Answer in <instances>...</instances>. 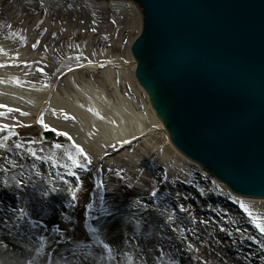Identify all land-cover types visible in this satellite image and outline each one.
Here are the masks:
<instances>
[{
  "label": "rangeland",
  "instance_id": "obj_1",
  "mask_svg": "<svg viewBox=\"0 0 264 264\" xmlns=\"http://www.w3.org/2000/svg\"><path fill=\"white\" fill-rule=\"evenodd\" d=\"M13 2L14 0H9V2L5 4L4 9H7L5 14H3L0 9V39L12 38L13 42L20 44L22 42L21 38L25 40V37H23L24 33L28 34L31 26L38 23V28H43L44 19L49 27L59 28L61 26L60 23H56L49 19V16H52L53 12L48 11L52 9V7L50 8V6L46 4L47 0H25V2L22 3L24 6L21 5L19 11L15 9L9 10V6ZM62 2L63 5H68L67 9L61 11V9L56 8L55 10L60 16H64L63 19L68 17L70 21H72V15L78 16L77 23H69L67 30L64 31V34L70 37L68 45L62 46L64 34L50 38L48 33H40L38 30L34 32L37 38H35L36 42L32 44L31 49H35L34 56L39 62L33 63L31 69H39L35 74L41 78L40 82L43 86L49 87L57 82L60 75L59 73L64 70L91 63L93 61L92 54L93 56L99 55L106 59L112 58L113 61L116 62L120 61L125 67L129 65L125 68L128 70L126 72H132L130 70L133 68V59L129 51L130 45L137 36V33L130 32V30L126 32L124 30V34L120 32L116 34L113 30L112 34L108 30L112 27L124 29L127 21L130 20V16H123L116 10L107 6L89 3L91 6L88 7L89 10L92 11L96 9L99 11L101 10L100 12L102 13L106 12L104 14H99V17L108 16L107 18L109 19L108 22H103L94 26L88 22L89 18H86L87 14L85 13L84 16L82 14L83 11L87 12L88 10L86 9L85 11L81 9L85 8V3L75 0H62ZM27 4L33 6L30 8L31 10L37 7L38 12L33 13L31 10L29 11V8H25ZM19 14H23V18H29L33 21L31 24L24 20L18 21ZM25 24H28V26L26 27ZM74 26L83 29L88 36L86 37L85 35L80 40H74V35L76 34ZM33 45H35V47H33ZM74 47H76L78 51H81L83 56L79 59L65 62L66 57L74 55ZM87 50L90 51L88 52ZM55 67L57 70L54 71ZM109 69L113 71L118 70V68L115 67H108L106 70ZM69 81L71 82L72 80ZM128 98L143 111L148 109L149 100L145 95L140 96L135 94L134 97L129 96ZM147 116L150 117L149 114ZM149 125V129L152 130L154 125L151 126V123H149ZM42 131L40 127L35 130H19L18 128L17 132L19 136L15 139L22 141L27 148L35 150L37 154L44 157L46 161L57 159L59 163H70L67 161L66 156H61L63 149H56L55 144L60 143L63 145V148L71 149V142L61 136L51 141H44L42 139V133L45 131ZM148 136L146 142L152 141L150 145L158 147L161 151V156L157 155L149 162L145 159L146 157H150L149 151H145V148L144 150L139 149L135 153L128 155L129 159L133 160V165L129 164L127 161H117L108 167H105V164L99 162L97 158H95L92 160L90 171L85 172L75 169L83 182L82 188L79 183L75 182L73 177H67V169H54L50 162H35L36 168L32 170L34 180L39 181V178L34 174L37 170L46 177L49 173L59 172L64 179L68 180L69 184L63 185L60 183L59 177H55L58 186L67 188L74 185L75 188L79 189L77 193L78 199L76 201H71L70 195L65 192L63 197H50L43 205L38 198L33 200L31 204H26L24 201H19L14 198L8 191H0V207L4 208L5 211L6 209L9 210L7 213L5 211L0 213V217L7 219L8 214H11V209L20 204H25L26 211L31 212L30 216H22L20 220L21 223H26L29 226L27 233H25L23 229H21L19 233L17 230L13 229L9 232L4 228L3 224H0V229L3 227L5 231L4 237L0 235L3 237H0V264H23L27 262L28 259L34 258L35 261H33V264H50V262H52V264H59L61 252L62 256H67L71 259L72 253L74 252L76 254V260H78L80 264L82 260L84 264H101V261L103 264H119L117 258H115L113 246L106 240L107 238L104 239L105 236L103 233L105 229L95 234H93L92 229L94 227L99 228L101 224H104L105 220L109 218L108 212L112 209L124 208L126 201L129 200L131 196L133 199L136 197L137 200H141V205L145 203V205L147 204L150 206V209L151 206L154 207L150 212H145L152 216V219H157L159 221L165 219L169 213H172V219L175 221H170L171 227L165 225L164 222H158L156 224L144 223L139 226L140 231L143 232L146 230L152 234L150 237L144 234L145 244H149L150 246L148 245V247L152 249L147 257L148 264H156L154 258L157 255H162L163 257L158 264H174L175 261H178L179 264H205V262L206 264H221L225 260V254H228V249L232 248L233 245H231L232 242L230 240H222L223 238L219 231L220 228H224L226 232L231 233V240L235 243L239 241L242 245L245 244L246 248H256L264 253V248H262L259 243V241H264V237L261 238V236L258 237L253 235V231L255 234L257 233V230L254 228L249 230L247 235L241 231H239L240 233L232 231L231 226L223 225L225 224V220H227L226 214H223V216H226V218H223L224 220L221 218L219 219L221 224L214 225L213 223H208L204 225V230L209 231V233L215 235V237L219 239L222 238L221 241H224L222 255L215 251L213 240L210 235L205 239L201 238L197 240L192 236L191 231H189L190 228L183 231V225L185 224L180 225L178 220H184L186 222L188 220L186 218L189 217L191 209L195 213L199 212V216L204 215L202 218H205V214L203 213V207H205L204 198L198 196L195 190L193 192L185 190V188H187L186 184L190 186L193 184L194 186L197 177L204 183L206 182L210 185V187L205 188V185L200 183V188L198 187L199 191L212 190L214 201L225 198V201L228 204H232L236 211H239L238 208L240 207L237 206L239 202H236L235 198L228 196L225 189L220 187V183L208 177L206 172L199 168L191 167L180 160L179 157L173 153L172 149L168 147L167 137L160 130L156 132L152 131ZM32 141H35V143H32ZM22 154L25 155V159L22 163H24L25 169H27L33 161L26 153ZM73 154H75L74 150ZM139 154L143 155L144 158L139 159ZM164 159H173L172 168H167L163 165L162 160L164 161ZM1 162L2 161H0V163ZM177 163H179V165ZM156 165H158V167ZM18 171L19 169L10 170L7 175L0 173V182L4 179H8L11 183V177L15 176ZM27 174L28 172H26V175ZM118 174L119 176H123L124 179L120 180ZM170 177L176 178V181H179L185 186V188L183 187V189H181L184 190V192H180V198L179 195L175 197V194L164 196L160 191V188L166 183H163L162 179L168 180ZM17 178L19 179L20 177ZM49 178L51 179V177ZM39 183L43 184V181H39ZM152 191L157 192L158 199L155 201L157 202V206L152 205V202L147 200V198L152 197ZM187 192L193 193V200L191 201L193 204H189L192 208L185 207L189 210L185 212H181L180 209H170L171 206H177L180 202L183 203L185 201L183 198H188ZM226 197L228 199H226ZM180 206L181 205H179V207ZM160 211L169 213L162 214ZM16 214L20 215L18 212ZM240 214L243 215L245 212L243 213L242 211ZM120 215L121 214H119V216ZM69 221H71V223ZM202 221L207 220L202 219ZM33 222H40L42 224L39 231H37L36 224L33 225ZM198 223L199 221L193 224V228H196L199 234L204 230L200 227L201 225L196 227ZM178 225L179 227H177ZM9 228H11V224H9ZM56 228L59 229L58 232L53 231V229ZM173 228H177V231L172 232L171 239L164 238L162 233H165L167 230H172ZM135 230L136 229H134V231ZM233 233H236V235ZM129 237L131 241L135 240V237L130 236V234ZM104 243H108L111 252L104 248ZM187 243H192L194 245L193 250H187ZM5 245H7V248H5ZM38 247L41 248L39 251L38 249L36 250L39 254L36 253L35 257L32 256L33 251ZM147 249L148 248H145V250ZM172 249H176L177 251H173V254V252H171ZM53 250L54 252L52 253ZM231 261L235 264H240L236 260ZM127 264H138V262L134 258L129 259Z\"/></svg>",
  "mask_w": 264,
  "mask_h": 264
},
{
  "label": "water",
  "instance_id": "obj_2",
  "mask_svg": "<svg viewBox=\"0 0 264 264\" xmlns=\"http://www.w3.org/2000/svg\"><path fill=\"white\" fill-rule=\"evenodd\" d=\"M139 1L138 77L173 141L235 191L264 196V0Z\"/></svg>",
  "mask_w": 264,
  "mask_h": 264
},
{
  "label": "bare ground",
  "instance_id": "obj_3",
  "mask_svg": "<svg viewBox=\"0 0 264 264\" xmlns=\"http://www.w3.org/2000/svg\"><path fill=\"white\" fill-rule=\"evenodd\" d=\"M78 1L83 2V0ZM7 2H9V0L0 2V9L3 14L7 12V9H4ZM23 2H25V0H14V2L9 6V10L15 9L16 11H19ZM62 3V0H47L46 3L50 6V8L52 7V9H49L48 11L53 12L52 16H49V19L55 21L56 23H60L61 26L59 28L49 27L44 19L43 28L39 29L38 23L31 26L30 31L28 30L29 33H24L23 37H25V40L21 38L22 42L20 44H2V41L0 40V105H5L7 108L19 110L9 114L6 111V108H0V113H4V117L0 118V124L8 123L12 125L13 122L15 123L16 121H19L20 124L31 125V127H21V129H35L36 127H41L38 120L42 117L45 123L55 127L59 131H66L69 135H71L76 144L83 147L91 159L94 160L99 157L104 159L115 155L120 150L114 151L111 147L116 144H121L126 140L131 139L130 142H132L135 139V142L136 139L145 137L146 139L144 138V141L146 142L149 137V134L147 133L150 131L149 123H151V126L154 125L152 131L156 132L160 130L166 135L168 147L173 150V153L176 156L184 160L188 159L176 149L175 145L171 141V135L168 131L166 132L163 122H161V120L157 117L156 111L152 108V106H150L151 104L148 105V109L146 111H143L133 101L128 100V96L134 97L135 94L140 96L145 94L147 97L146 92L142 88L143 86L141 85V87L137 80L136 69L138 67V61L132 63L133 68L130 70L132 72H126L128 70L125 68L129 65L125 67L120 61L116 62L113 61L112 58L106 59L100 56H93L92 54L93 62L79 65L74 67L72 71H67L65 75L59 77V81L56 82L53 87L43 86L40 82L41 78L35 74L39 71V69H31L33 63L39 62L34 56L35 49H31L32 44L36 42L35 38H37L35 37L34 32H37L38 30L40 33H48L51 38L56 35H63L64 31L67 30L69 23H77L78 16L72 15L73 20L70 21V18L66 17L63 19L64 16H60V14L57 13L55 10L56 8L61 9V11H65L68 7V5H63ZM83 3H85V8L81 9L85 11L86 9L88 10L87 12L83 11L82 14L83 16L85 13L87 14L86 18H89L88 22H90L91 25L97 26L100 23L109 21L107 18L108 16L99 17V14H104L106 12L102 13L100 12L101 10L99 11L96 9L91 11L88 8L91 7L90 4L87 2ZM110 5L116 8L120 7L114 10L119 12L121 15L130 16V20L127 21L124 29H117L114 27L108 29L112 34L113 30L116 34L119 32L124 34L125 31L128 32L129 30L130 32L137 33V36L142 33L144 28V16L138 6L133 5L132 3H113ZM31 7L33 6L30 4L25 6V8H29V11L31 10ZM31 11L33 13L38 12V8L34 7ZM22 16L24 15L19 14L18 21L24 20L29 24L33 21L32 19L23 18ZM25 26L27 27L28 24H25ZM74 28L76 32L74 40H80L85 35L86 37L88 36L80 27L74 26ZM69 40L70 37L64 34L62 46L68 45ZM74 50V55L66 57L65 62L77 59V57L81 58L83 56V53L78 51L76 47H74ZM87 51L89 52L90 50ZM129 53H131V50ZM60 55L62 56L61 53ZM108 67H115L118 68V70H106ZM55 70H57L56 67L54 68V71ZM69 80L72 81L70 82ZM89 109H91V111H89ZM22 112H26L28 115L23 116L21 115ZM65 114L73 117V119H65ZM146 114H149L151 118ZM146 143L148 146L152 143V141ZM151 147L152 149H150ZM151 147L148 149L145 146H141L140 148L141 150H144L145 148V151H149L150 157H146L148 161L157 155L161 156L158 147L152 145ZM140 158L141 157H139V159ZM127 161L131 165L134 164L133 160L129 159ZM172 161L173 159L167 161L166 163L171 165ZM114 162L115 161H113V163ZM177 164L179 165V163ZM200 183L204 184L205 188L210 187V185L206 182L204 183L198 177L195 179V193L204 198V212H206L208 216L216 214L219 215L222 220H224L223 218H226L227 216V220H225L226 224L231 226L232 231L237 233H240L239 231H241L247 235L249 230L253 228L257 230L248 219L246 213L243 215L240 214L243 210L240 208L239 211L234 210V206L228 205L225 198L214 201V198L212 197L213 194L210 190L200 192L198 189ZM224 185L221 186L225 188L226 185ZM175 186L176 185H173L172 188H175ZM226 188L230 191L227 186ZM168 190V188H164L165 192ZM234 196L237 201L245 204L254 216L264 218L263 198ZM226 199L228 198L226 197ZM136 201V197L133 199L131 196L129 200L126 201L124 208L112 209L110 212L115 215L109 216L104 223V239L107 238L106 240H108L113 246L115 250V258H117L119 264H127L129 259L134 258L138 262L139 256L137 253L139 249H149V244L146 245L144 242V234H147L149 231L144 230L142 232L139 228V226L144 224L141 220V216L146 217L147 223L149 224H156L158 222L163 223L166 219H161L159 221L157 219H152V216L143 211L141 204L137 205L135 203ZM181 206L184 208L186 207L184 205ZM180 207L177 209H180ZM5 212H9V210L6 209ZM160 212H162V214L169 213L165 211ZM119 214L124 217L123 227L121 225V220L118 218L120 217ZM133 214H135L134 219L132 218ZM223 214H226V216H223ZM9 215L11 214L9 213L8 216ZM191 215L196 217V221L206 219L207 224L209 223V220H212V223L216 225L221 224L219 219H213L211 216L202 218L203 215H200V217L199 213L193 212L192 209ZM130 219L131 223H129ZM137 221H140L138 227L136 226ZM184 224L190 229L193 228V224H191L189 220H187ZM39 225L40 224H37L38 231L40 229ZM199 225H201L200 227L204 230L205 224L198 223L196 227H199ZM134 229L136 230L134 231ZM204 231L200 232L199 236L205 239L209 236V231ZM252 233L258 237H264L258 230V234H255L254 231ZM129 234L130 236L135 237V242L131 241ZM162 234L166 239L172 235L171 230H167ZM233 234L236 235V233ZM210 237L213 240L212 242L215 247V251L222 255L224 247L223 241H221L218 237H215L213 234H211ZM173 251L177 250L172 249L171 252ZM246 252L245 254H248L251 257H255L258 253L256 248H252L248 253ZM263 256L264 254L261 256L262 262H264L262 260ZM69 260L72 264H80L76 258L73 259L72 257V259L69 258ZM59 264H65L62 259V252L59 257ZM101 264H103V262H101ZM221 264L233 263L230 258H226Z\"/></svg>",
  "mask_w": 264,
  "mask_h": 264
},
{
  "label": "snow or ice",
  "instance_id": "obj_4",
  "mask_svg": "<svg viewBox=\"0 0 264 264\" xmlns=\"http://www.w3.org/2000/svg\"><path fill=\"white\" fill-rule=\"evenodd\" d=\"M35 47V45H33ZM79 59V57H77ZM69 71H72L70 68ZM0 108H6L7 113H14L19 111L18 109L14 108H7L5 105H0ZM91 111V109H89ZM21 115L27 116L28 113L22 112ZM4 117V113H0V118ZM65 119H73V117L68 116L65 114ZM38 123L40 124L41 128L48 133H54L58 136L65 137L69 142H71L72 148L67 149L63 148V145L60 143L55 144L56 149H63L61 156L65 157L67 161L70 163H59L57 159H50L48 161L45 160L44 157L37 154V152L31 148H27L25 144L20 141L19 139H15L19 136V133L17 132V128L21 127H31V125H24L20 124L19 121H16L14 124L10 125L8 123L0 124V149H3L5 151V155L0 157V173H4L7 175V173L10 170L19 169V171L16 173L15 176L11 177V183L8 179H4L2 182H0V191H8L14 198H16L19 201H24L26 204H31L33 200L39 199L41 201V204L47 202L50 197L52 196H63L65 192H67L70 197L71 201H76L78 199V191L79 189L75 188V186H70L67 188L60 187L56 183L55 177H59L60 183L63 185H68V180L64 179V177L59 173H49L48 176L42 175V173L37 170L35 171V176L39 178V181H43V184L39 183L38 180L33 179L32 170L36 168V161H40L41 163L50 162L52 164V167L55 168H64L67 169L66 175L71 176L74 178L76 183L80 184V187H83V182L81 181V178L75 171V169H79L81 171H90V166L92 165V159L88 155V153L84 150L83 147L76 144V142L73 140L72 136L69 135L66 131H59L55 127L50 126L48 123L44 122V119L41 117L38 120ZM32 143H35V141H32ZM126 143H130V141H126ZM73 150L75 154H73ZM22 153H26L27 156L31 157L33 163L28 166L27 169H25L24 163L22 161L25 159V155ZM11 154V155H9ZM26 172L28 174L26 175ZM119 176V174H118ZM17 177H20L19 179ZM51 177V179L49 178ZM120 180H123V176H119ZM47 185V186H45ZM31 190V191H29ZM38 194V196H37ZM151 196L153 198L157 197V192L152 191ZM238 202V201H236ZM240 203V209L243 210L248 216V219L253 224V226L260 232L262 236H264V218L254 216L251 210L242 202ZM136 204L139 205L140 201L137 200ZM5 209L0 207V213L4 212ZM143 211L150 212L151 209L146 204L143 207ZM181 212L189 211L188 209L184 208L183 206L180 207ZM19 213L20 215H17L16 213ZM31 212L26 211L25 204H20L18 206H14L13 209H11V215L8 216L7 219H4L3 217H0V224H3L4 228L7 229L9 232H11L12 229H16L19 233L21 229L27 233L28 225L26 223H21V217L24 216H30ZM109 216L115 215L112 212H108ZM135 217V214H133V219ZM121 220V225L123 227L124 225V217L123 215L118 217ZM179 219V218H177ZM186 219L189 220L191 224H195L196 217L191 215L189 212V217ZM141 220L144 223H147V218L141 216ZM171 222H175L172 219V213H169L166 219L164 220V224L168 227H171ZM71 223V221H69ZM184 220H179V224L183 225ZM129 223H131V219L129 220ZM201 224H207V221H199ZM9 224H11V228H9ZM140 224V221L136 222V226L138 227ZM34 227V226H33ZM179 227V225L177 226ZM105 225L101 224L99 228L94 227L92 229L93 234L97 232L104 231ZM53 231L58 232L59 229H53ZM173 232L177 231V228L172 229ZM191 231L192 236L200 240L201 237L199 236L196 228L189 229ZM219 231L225 232L226 230L224 228H220ZM227 235L231 236V233H226ZM152 234L151 232L147 233V236L150 237ZM211 235V233H209ZM171 239V237H169ZM262 248H264V241H259ZM104 248L108 249L109 252H111V248H109L108 243H104ZM5 248H7V245H5ZM187 250H193L194 245L192 243H187L186 246ZM71 251V250H69ZM152 251L151 248L145 250L143 248L139 249L138 256L139 261L138 264H148L147 257L149 256V253ZM73 259L76 258V254L72 253ZM62 259L64 260L65 264H72V262L69 260L67 256H62ZM162 255H157L154 260L156 264L160 260H162ZM52 264V262H50ZM81 264H84L83 260L81 261ZM174 264H179L178 261H175ZM206 264V262H205Z\"/></svg>",
  "mask_w": 264,
  "mask_h": 264
}]
</instances>
